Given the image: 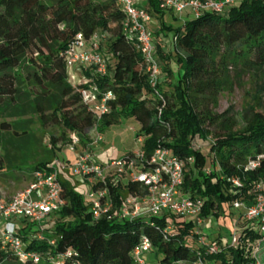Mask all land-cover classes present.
Returning <instances> with one entry per match:
<instances>
[{
	"label": "trees",
	"instance_id": "trees-1",
	"mask_svg": "<svg viewBox=\"0 0 264 264\" xmlns=\"http://www.w3.org/2000/svg\"><path fill=\"white\" fill-rule=\"evenodd\" d=\"M143 7L151 17L162 19L166 13L159 0H148ZM123 18L115 0H0V114L7 119L0 122V132L13 135L21 148L33 136L32 124L38 123L42 131L57 127L59 134L48 135L53 157L59 144L70 142L71 133L83 140L97 126L103 131L132 121L139 125L137 137L143 142L136 151L142 157H135L136 151L124 153L119 159L125 169L130 160L134 171L150 169L155 149L163 147L184 161L181 189L203 200L201 217L226 216L235 201L251 206L257 187L264 192V112L249 106L239 124L229 110L216 112L215 107L228 85L230 65L248 73L264 70V0H240L219 13L187 15L177 26L161 22L154 37L171 34L173 45L167 51L157 41L163 77L155 89L136 43L123 33ZM79 32L86 38L95 33L108 37L106 52L113 62L107 61V74L80 69L101 92H112L110 111L99 119L82 102L84 86L73 85L67 74L64 52ZM196 138L208 141L212 168L207 174L200 170L194 175L188 168L193 157L201 169L207 162L193 148ZM52 157L19 169L30 175L52 170ZM4 159L0 156V162ZM250 160L255 167L247 168ZM7 163L14 168V161ZM116 174V167L105 174L112 212L129 195H147L145 186ZM58 180L64 204L49 214L52 219L42 227L23 219L17 228L24 249L37 253L39 262L20 260L0 239V264H257L251 243L264 244V235L258 221L243 219L241 213L234 224L239 228L235 243L234 231L211 238L196 230L192 218L171 212L94 219L72 170L60 172ZM101 182L90 187L96 189ZM202 235L207 238L202 240ZM143 238L150 242L153 260L140 263L132 250ZM213 246L216 250L209 253ZM260 260L264 264L262 256Z\"/></svg>",
	"mask_w": 264,
	"mask_h": 264
},
{
	"label": "built area",
	"instance_id": "built-area-1",
	"mask_svg": "<svg viewBox=\"0 0 264 264\" xmlns=\"http://www.w3.org/2000/svg\"><path fill=\"white\" fill-rule=\"evenodd\" d=\"M148 0H115L123 12L122 29L128 40L134 41L139 49L145 64L148 76V83L154 89L159 85L163 77L162 64L157 51V41L153 31L149 28L152 18L143 5ZM240 0H159L162 8L172 11L179 19L187 9H190L194 16L205 11L222 12L236 5ZM104 35L95 33L86 38L81 32L77 33L74 40L65 50V62L69 81L73 85L81 84L84 87L80 90L82 102L86 104L99 119L107 114L110 109L108 101L113 95L110 90L100 91V87L92 77L76 76V69H89L92 74L104 76L107 74V60L100 50V42ZM69 70V71H68ZM157 93V92H156ZM102 136L98 135L96 142L101 141ZM79 137L75 133L70 134L69 148L73 150L78 143ZM135 157L141 158L139 151ZM192 158H190L191 161ZM91 161V164L88 162ZM189 161V162H190ZM129 169L124 168V161L121 159L109 160L106 164H99L88 154L78 156L77 162L72 166V173L75 176H82L89 179V185L93 182L102 181L103 184L96 189L89 187L83 195L89 202V211L94 219L106 216L137 217L142 215H160L171 212L186 218H197L200 216L203 200L192 198L181 193V186L184 180V161L173 155L163 147H157L152 155L153 167L146 171H134L130 160ZM256 162L250 160L247 168L256 166ZM52 170L35 171L33 179L22 191L17 192L9 200L0 199V239L20 260H33L39 262L40 257L33 251L24 249V242L17 233L14 220L27 219L42 227L49 214L57 211L64 201L61 198V187L58 180L60 169L65 168L58 161L51 163ZM116 167L119 173L126 174L131 182H138L147 188L145 197L134 195L127 196L117 211L112 212L113 201L105 186V174ZM238 185L237 181H234ZM258 193L251 206H246L241 201H235L233 206L242 208L245 218L259 222V231L264 235V192L258 186ZM142 201L146 208L141 209L139 202ZM204 238H202L203 240ZM237 240L236 231L232 234V242ZM53 243V241H51ZM151 249L147 238L137 244L132 250L135 260L144 262L142 256ZM264 249V244L257 241L253 248L257 264ZM216 250L213 246L209 253ZM260 252V253H259ZM264 252V251H262ZM58 263V262H57ZM201 264V263H199Z\"/></svg>",
	"mask_w": 264,
	"mask_h": 264
},
{
	"label": "rangeland",
	"instance_id": "rangeland-1",
	"mask_svg": "<svg viewBox=\"0 0 264 264\" xmlns=\"http://www.w3.org/2000/svg\"><path fill=\"white\" fill-rule=\"evenodd\" d=\"M177 17L178 16L174 15L171 11L166 10L162 19L151 17L152 22L149 24V28L155 32L156 30H159L161 22L177 26L181 21L180 19L178 20ZM107 38L108 37L106 36L101 40V52L105 54L107 61L112 64L113 60L111 55L106 52ZM155 40H159V42L163 44L164 50L167 51L173 45L171 34H163L162 39L155 37ZM172 65L176 68L174 64ZM228 70L229 82L226 88L216 98L217 105L215 111L223 112L224 110H229L230 114L240 124L242 113L249 106H253L258 111L264 112V70L258 73H248L245 71H239V68L234 65H230ZM80 74L82 73L80 72ZM77 79H79V77ZM3 120L7 119L0 114V122ZM130 127H132V129H130ZM29 130L32 132L33 136L29 138V143L21 148H18L20 143L13 135L0 132V156H6V159L0 162V199L2 200L7 201L11 199L14 194L24 190L32 181L33 176L28 172L23 171V169H19L20 167L32 165L35 161L44 156L46 158L52 157L49 151L50 146L48 135L51 133L59 134L60 129L54 126H49L47 130L42 131L38 123H34L29 127ZM139 132V125L132 121L120 122L105 127L103 131H99L97 126V129L92 131V133L83 140L79 139L73 150L69 148V143L65 145L59 144V149L54 151L55 156L52 157V162L56 160L67 169L72 170V166L77 162L78 156L85 153H88L94 160L98 161V163L106 158L119 159L127 151L137 150L141 146L142 143L138 142L136 138ZM98 135H101L102 139L101 141L96 142L95 140ZM36 139H42V142L40 141V143L37 144L35 141ZM208 139L210 140V138ZM192 144L193 148L207 156V162L204 169H201L195 164V158L193 157L188 163V168L194 175L199 174L200 170H203L202 172L207 174L212 168V155L209 152L208 141L203 142L196 138L193 140ZM67 157L71 158L67 159ZM8 160L14 161V168L7 167ZM91 163V161L88 162V164ZM67 169L63 167V169H60V172H65ZM119 175L122 176L123 181L126 179L124 173H119L114 176L117 177ZM74 179L79 183L77 185L78 190L84 194L85 191L81 190L80 186L83 185L88 189L90 187L89 179L75 175ZM181 193L186 194L182 189ZM83 197L85 198V195ZM139 204L141 209L145 210V204L142 201H140ZM228 212L229 213L226 216H220L218 219L214 217L203 218L199 216L192 221L198 232L209 233L211 238L216 237L218 232L229 236V232L239 231L238 226L234 224L238 217V213H241L244 219L245 212L242 208L237 209L234 207L228 208ZM48 219L50 220L52 218L48 216L45 219V223H48ZM235 226L237 228H235ZM202 238L206 239L207 236L202 235ZM251 244V247L254 248L256 243L252 242ZM147 253L142 256L143 259H145ZM261 253L264 254V252ZM262 259H264V255H262ZM148 260H153V254L151 252Z\"/></svg>",
	"mask_w": 264,
	"mask_h": 264
},
{
	"label": "crops",
	"instance_id": "crops-1",
	"mask_svg": "<svg viewBox=\"0 0 264 264\" xmlns=\"http://www.w3.org/2000/svg\"><path fill=\"white\" fill-rule=\"evenodd\" d=\"M172 12V11H171ZM173 13V12H172ZM174 14V13H173ZM192 14V12H191V10L190 9H187L186 11H185V13H184V15H183V18H181L180 20V23L181 22H183V19L187 16V15H191ZM175 15V14H174ZM178 18V17H177ZM178 20H179V18H178ZM179 23V24H180ZM161 39H162V37H161ZM80 72L82 73V71L78 68V69H76V76L77 77H83V76H86V75H84L83 73L82 74H80ZM130 129H132V127H130ZM137 138V141L138 142H143V140H142V137H136ZM133 151H136V150H133ZM71 157H67V159H70ZM109 160H112V159H110V158H106V159H103L99 164H103V163H107ZM96 161V160H95ZM103 162V163H102ZM96 163H98V161H96ZM80 188H81V190H83V191H86L87 190V188H85L83 185H81L80 186ZM22 220L23 219H19V220H14V222L16 223V227L18 228V227H21L23 224H22ZM203 231V230H202ZM219 233V232H218ZM149 257H150V253L148 252L147 254H146V256H145V259L146 260H148L149 259Z\"/></svg>",
	"mask_w": 264,
	"mask_h": 264
}]
</instances>
